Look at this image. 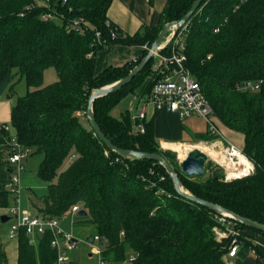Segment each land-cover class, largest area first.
Listing matches in <instances>:
<instances>
[{
    "label": "trees",
    "instance_id": "trees-1",
    "mask_svg": "<svg viewBox=\"0 0 264 264\" xmlns=\"http://www.w3.org/2000/svg\"><path fill=\"white\" fill-rule=\"evenodd\" d=\"M193 1L167 0L157 25L125 34L107 16L111 0H0V94L12 97L14 83L21 79L26 85L10 108L9 123H0V206L14 200L6 186L7 141L14 135L30 148V156L41 155L37 176L48 183L31 209L60 218L78 203L87 212L81 222L108 241L103 258L120 263L134 254L128 264H228L224 256L230 239L215 238V212L177 193L159 162L108 149L85 113L93 89L124 77L146 54L143 50L135 60L96 73L97 51L116 43L150 46ZM48 13L52 17L44 18ZM184 46L186 66L201 84L213 115L243 134L242 152L253 164L251 173L226 181L224 170L209 161L201 176L185 175L173 154L158 147L153 118L138 119L127 109L113 112L143 83L140 96L149 92L152 61L119 90L93 101L95 119L118 147L162 154L190 193L264 224V0H203L187 23ZM49 67L57 79L42 85ZM193 137L212 140L219 135L207 128ZM239 238L240 256L251 248L259 252L250 236L243 232ZM49 240L46 234L32 244L21 233L15 241L16 264H51L55 251ZM0 264H7L1 243Z\"/></svg>",
    "mask_w": 264,
    "mask_h": 264
},
{
    "label": "built area",
    "instance_id": "built-area-1",
    "mask_svg": "<svg viewBox=\"0 0 264 264\" xmlns=\"http://www.w3.org/2000/svg\"><path fill=\"white\" fill-rule=\"evenodd\" d=\"M50 17L52 16L49 13L44 16V18ZM77 23L78 21L75 22V24ZM186 28L187 24L176 32L171 29L159 45V50L153 54L150 60L152 61V85L149 92L141 98V105L136 110L134 116L138 119L145 118L147 107L151 106L155 111L166 110L174 112L181 119L192 116L201 117L206 121L207 128L211 133L220 135L212 106L201 84L186 66V54L184 52ZM112 34L114 35V33ZM95 38L97 42L100 41L98 31L95 32ZM149 48L150 46L143 45V50L146 52ZM246 86L251 89L257 87V85L250 83H247ZM4 128L7 129L8 127L5 125ZM137 128L142 130V124H139ZM7 142L9 148L6 158L10 167V179L6 186L14 199L10 204L0 206V216H8V219L5 221L9 222L6 230L7 238L16 241L19 235L24 232L29 237V242L34 244L36 238L48 234L50 236L49 245L55 251V258L51 264H82L78 259L68 256L69 253L77 248L80 239L72 232L65 231L60 226L59 217L21 207V174L25 169V162H27L31 150L19 143L14 135H10ZM217 151L219 152V156L215 157V160L218 166L224 170V180L228 181L233 178H239L253 171L252 162L234 144L230 142H227L226 145L222 144V147L217 149ZM240 154L246 160H249L252 166L248 168L246 173L240 176H229L228 170L234 167L231 166L229 168L228 164L231 163L232 165L238 162ZM79 210H81V207L76 203L71 206L69 212L78 213ZM214 218L217 222L212 228L215 238L217 240L229 238L230 244L226 256H236L242 244L239 237L244 231L238 228L236 225L237 221L228 215L215 212ZM84 242L89 246L88 257H96V262L89 264H128L134 258V254H129V260L120 263L103 258L102 252L107 246L108 241L104 236L96 233H93ZM253 242L256 244L254 240ZM103 244H105L104 247H102ZM250 252L264 261V250L257 252L251 248Z\"/></svg>",
    "mask_w": 264,
    "mask_h": 264
},
{
    "label": "rangeland",
    "instance_id": "rangeland-1",
    "mask_svg": "<svg viewBox=\"0 0 264 264\" xmlns=\"http://www.w3.org/2000/svg\"><path fill=\"white\" fill-rule=\"evenodd\" d=\"M101 61L98 60V62L95 64V72H99L101 69ZM151 71V67L149 68ZM57 79V74L54 68L49 67L44 70L43 72V79H42V85H46L48 83H51ZM16 81V76L13 79V81ZM148 78L145 79V82H147ZM141 85L135 93L129 94L125 96L114 108L113 112L114 113H119V111L127 109L132 115H135L136 110L140 107V104L138 105L137 103L139 102V99L141 98L140 94L143 90L144 87ZM13 95L11 97V94H0V119L5 121L6 123H9V115H10V108L12 104L14 103L15 99L18 96H21L25 93L26 91V85L23 79L17 81L14 83L13 86ZM130 100H133L134 104L129 105ZM136 102V103H135ZM151 106H148V113L151 111ZM79 115L81 116L82 120L84 121L85 118L83 117V112H80ZM196 117V116H194ZM201 118V117H200ZM196 119V122H194L192 125L193 127H200L203 128L204 122L201 119ZM217 120V118L215 117ZM162 121V126L164 129L168 128L170 123L169 118L166 117H161ZM218 126V125H217ZM219 129V128H218ZM188 129L185 131V135L183 138H185L188 135ZM187 138V137H186ZM241 135L238 132L236 136L233 137L234 143L240 147L241 143ZM184 144L182 147L183 152H180L179 150L166 145L168 147H158L161 148L162 150L165 151H170L173 154V159L174 162H176L179 165V162L187 155L189 149L196 148L194 147L195 145L199 143H203V145L206 146H213V149L217 150L222 147V144L226 145L227 141L222 138L221 135H219L218 138L212 139V140H202V139H197L193 136H190V138L185 141L181 142ZM192 147V148H191ZM203 152H205L208 155V161L213 162L214 164L218 165V163L215 160V157L210 155L208 152L204 151L203 149L199 148ZM41 160V155L40 154H34L30 156L27 162H25V169L21 174V207L23 208H29L30 203L33 202H39L37 199L39 196L43 195L46 193L47 190V182L42 181L38 176H37V169L38 165ZM70 159L65 160L63 163L62 167H65ZM206 166V165H205ZM206 173V170L204 168L203 174ZM55 181V179L53 180ZM60 226L68 232H72L80 241L78 242L77 248L74 249L71 253L68 254L69 257L78 259L80 263L82 264H89V263H95L96 262V257L89 258L87 253L89 250V246L84 242L87 240L89 237H91L94 233V228L93 226L89 224H84L81 222V216L77 215L75 212H70L68 214H65L64 216L60 217ZM9 222H1L0 221V243L3 246L4 252H5V257H6V262L7 264H16V242L15 240H9L6 236V230L8 228ZM105 244L102 245L104 247ZM225 258H228L227 256H224Z\"/></svg>",
    "mask_w": 264,
    "mask_h": 264
},
{
    "label": "crops",
    "instance_id": "crops-1",
    "mask_svg": "<svg viewBox=\"0 0 264 264\" xmlns=\"http://www.w3.org/2000/svg\"><path fill=\"white\" fill-rule=\"evenodd\" d=\"M167 0H111V3L107 9V16L111 22L117 25L120 30L125 34H133L140 30L142 26H155L159 22L160 13ZM143 52V46L125 45V44H107L97 51L95 55V64L101 61V69L108 66H119L130 60H135ZM97 73V72H96ZM141 98H143L141 96ZM139 99L138 105L141 102ZM136 103V102H135ZM134 104L133 100H130L129 105ZM148 113V107H147ZM146 119L153 118L154 121V136L159 147L166 146L169 143H181L187 141L190 136H193L196 132H204L207 130V123L200 117H188L181 119L176 113L166 110L155 111L151 108V111L147 115ZM10 116V115H9ZM161 117L169 118L170 125L164 129L162 126ZM201 119L204 122L203 128L193 127V123L196 119ZM216 123L219 128L220 135L224 140L234 144L238 147L233 140V137L238 134L237 131L227 128L218 120ZM5 122L0 119V123ZM188 129V135L183 138L185 131ZM240 133V132H239ZM242 139L239 149L242 150L244 144V136L240 133ZM30 158V157H29ZM28 158V159H29ZM28 161V160H27ZM244 233L250 236L256 244L259 252L264 250V234L254 232L252 230H244ZM228 264H264V261L255 254L249 252L245 256L237 254L233 257L226 258Z\"/></svg>",
    "mask_w": 264,
    "mask_h": 264
},
{
    "label": "water",
    "instance_id": "water-1",
    "mask_svg": "<svg viewBox=\"0 0 264 264\" xmlns=\"http://www.w3.org/2000/svg\"><path fill=\"white\" fill-rule=\"evenodd\" d=\"M203 0H194L191 4V6L188 8V10L179 18L176 20H172L167 22L163 28L158 33L155 40L150 45L149 50L146 52V54L142 57V59L136 64L124 77L110 83L104 86H101L99 88H95L91 91L88 101H87V107L85 110L88 123L92 130L94 131V134L99 137V139L105 144V146L118 153L122 156H134L138 158H147L154 161L159 162L166 170L169 177L172 179L175 190L177 193L182 195L183 197L194 201L196 203H199L210 210L217 212V213H223L225 215L230 216L234 220H236L239 223H242L244 225H247L251 228H254L256 230L264 232V224L257 222L255 220H252L248 217L241 216L232 210H229L220 204L205 200L203 198H199L195 196L194 194L190 193L188 190H186L178 177L176 169L173 167V165L160 153L157 152H148V151H140V150H133V149H124L121 147H118L117 145L113 144L109 138L105 136V134L102 132L100 126L98 125L94 113H93V101L101 96L107 95L109 93L115 92L119 90L121 87L126 85L137 73H139L151 60L153 54L159 50V45L163 42L164 38L167 36V33L173 29L174 32L178 31L180 28H182L184 25H186L189 21V19L192 17V15L195 13L197 8L200 6ZM208 161V155L200 150L199 148H193L188 151L187 155L179 162V167L182 173L188 176H201L204 172L205 165ZM87 214L86 210L81 209L77 213L79 216H85ZM8 219V216L1 215L0 220L2 222H5Z\"/></svg>",
    "mask_w": 264,
    "mask_h": 264
},
{
    "label": "bare ground",
    "instance_id": "bare-ground-1",
    "mask_svg": "<svg viewBox=\"0 0 264 264\" xmlns=\"http://www.w3.org/2000/svg\"><path fill=\"white\" fill-rule=\"evenodd\" d=\"M167 145L179 150L180 152H183V149H182V147L184 146L183 143H169ZM194 147L201 148L214 157L219 156V152L217 150L213 149V146H206V145H203V143H199V144L195 145ZM189 150H191V149H189ZM228 166H229V168H231V166L235 168V169L231 168L228 170L229 176H240V175L246 173L248 168H250L252 165H251L249 160H246L244 158V156L240 154L238 162H235L232 165H231V163H229Z\"/></svg>",
    "mask_w": 264,
    "mask_h": 264
}]
</instances>
